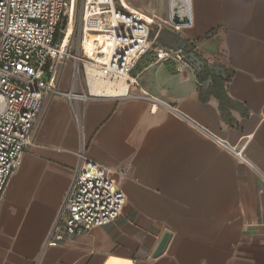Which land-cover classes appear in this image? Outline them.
<instances>
[{
	"label": "crops",
	"instance_id": "crops-1",
	"mask_svg": "<svg viewBox=\"0 0 264 264\" xmlns=\"http://www.w3.org/2000/svg\"><path fill=\"white\" fill-rule=\"evenodd\" d=\"M137 1L153 16L156 47L193 42L224 76L211 75L203 90L207 69L200 78L192 64L157 60L150 50L133 70L138 85L125 83L124 94L48 96L2 193L0 264H33L80 151L113 171L124 206L107 224L64 233L39 264H264V0H189L191 22L179 27L167 21V0ZM66 81L56 80L58 89L87 92ZM164 230L168 242L152 257Z\"/></svg>",
	"mask_w": 264,
	"mask_h": 264
},
{
	"label": "built area",
	"instance_id": "built-area-1",
	"mask_svg": "<svg viewBox=\"0 0 264 264\" xmlns=\"http://www.w3.org/2000/svg\"><path fill=\"white\" fill-rule=\"evenodd\" d=\"M74 0H0V200L4 187L17 168L24 151L32 144L31 133L50 95H73L85 99L89 95L85 62H89L103 76L114 80L125 77L126 89L138 85L133 70L150 51L157 60H172L187 64L181 49L156 47L150 39L151 20L136 15L121 0H82L80 38L72 53L66 29L73 12ZM76 3V0H75ZM65 24L59 42L56 33L62 19ZM74 27V21H73ZM73 31V29H72ZM103 33L107 43L103 55L97 58L85 54V36ZM74 62L73 83L83 72L87 92L78 94L58 89L56 80L61 61ZM143 96L160 103L143 92ZM162 105L185 117L171 105ZM227 147V143L221 142ZM233 152L248 164L241 150ZM80 161L74 169L54 223L33 264H39L45 246L63 239L64 233L73 234L101 226L116 219L122 211L126 196L119 188L113 171L105 165L78 153Z\"/></svg>",
	"mask_w": 264,
	"mask_h": 264
},
{
	"label": "water",
	"instance_id": "water-1",
	"mask_svg": "<svg viewBox=\"0 0 264 264\" xmlns=\"http://www.w3.org/2000/svg\"><path fill=\"white\" fill-rule=\"evenodd\" d=\"M168 2V13H167V21L170 25L179 27L189 25L191 22L190 19V8H189V0H167ZM175 49H181L185 54L187 61L192 64L195 68V75L197 77L203 78L204 71L207 69V76L202 81V89L205 90L207 86L210 84L211 75H220L224 76L223 67L217 63L206 64L202 59H200L193 50L195 49V44L193 42H186L182 38H177L175 42L171 46ZM170 236V232L168 230H164L161 234L154 250L151 253L152 257L159 255L165 248L168 239Z\"/></svg>",
	"mask_w": 264,
	"mask_h": 264
},
{
	"label": "bare ground",
	"instance_id": "bare-ground-1",
	"mask_svg": "<svg viewBox=\"0 0 264 264\" xmlns=\"http://www.w3.org/2000/svg\"><path fill=\"white\" fill-rule=\"evenodd\" d=\"M74 5H75V0L73 2V9H74ZM131 11H133L136 15H141L145 17L143 15L144 13L138 8L133 9ZM73 21L74 19H73V12H72L71 18L67 25V29H66L67 32H66V37L64 39V42H65L64 44L67 43L68 36L72 32ZM106 43H107L106 36L103 33H99V34H95V36H85L83 39L82 45L85 50V54L94 56V53H96L97 55L95 56H97V58H100L103 55V50L101 49H103ZM84 67H85V72H86L87 86L91 93L99 94L101 92H104L108 94L112 90H116L120 94L125 93V77H120L114 80H110L109 78L103 76L89 62H85Z\"/></svg>",
	"mask_w": 264,
	"mask_h": 264
},
{
	"label": "rangeland",
	"instance_id": "rangeland-1",
	"mask_svg": "<svg viewBox=\"0 0 264 264\" xmlns=\"http://www.w3.org/2000/svg\"><path fill=\"white\" fill-rule=\"evenodd\" d=\"M128 2H130L131 4L135 5L136 7L138 6L139 9H141L145 12H150L148 9L145 10L146 5H142L140 4L137 0H127ZM143 1V0H142ZM147 1V0H146ZM81 2L82 0H76L75 3V15H74V27H73V31H72V35L69 37V42L68 44L71 47V52L74 53L75 49H76V45H77V41H79L80 38V24H81ZM150 2L152 4H155V0H150ZM149 3V4H151ZM148 5V4H147ZM144 15V14H143ZM146 19L151 20L149 17H147L146 15H144ZM65 24V19L63 18L61 23H60V27L57 31L56 34V39L55 42H59L63 33L61 32V29H63V25ZM152 33V31L150 32V34ZM74 62L71 58H65L61 61L60 65H59V69H58V77H57V84L59 81H61V78L64 77L67 81V85L72 86L71 82L73 79V72H74ZM56 84V85H57ZM75 86L74 89L76 91H80L81 89H86L85 86V81H84V77H83V72H80V75L78 77V82L74 84Z\"/></svg>",
	"mask_w": 264,
	"mask_h": 264
},
{
	"label": "trees",
	"instance_id": "trees-1",
	"mask_svg": "<svg viewBox=\"0 0 264 264\" xmlns=\"http://www.w3.org/2000/svg\"><path fill=\"white\" fill-rule=\"evenodd\" d=\"M151 36L152 35H150V38H151ZM55 39H56V36H55ZM191 49L192 48H190V50ZM217 97H218L219 102H220V111H221L222 115L224 117H228L229 114H228V111H227L226 107L231 104V99L227 95V93L225 91V88L222 85L219 87V91H218Z\"/></svg>",
	"mask_w": 264,
	"mask_h": 264
}]
</instances>
